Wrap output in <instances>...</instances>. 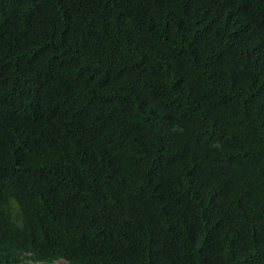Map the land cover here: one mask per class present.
Wrapping results in <instances>:
<instances>
[{
	"label": "trees",
	"instance_id": "1",
	"mask_svg": "<svg viewBox=\"0 0 264 264\" xmlns=\"http://www.w3.org/2000/svg\"><path fill=\"white\" fill-rule=\"evenodd\" d=\"M264 264V0H0V264Z\"/></svg>",
	"mask_w": 264,
	"mask_h": 264
},
{
	"label": "rangeland",
	"instance_id": "2",
	"mask_svg": "<svg viewBox=\"0 0 264 264\" xmlns=\"http://www.w3.org/2000/svg\"><path fill=\"white\" fill-rule=\"evenodd\" d=\"M31 264H34V263H31Z\"/></svg>",
	"mask_w": 264,
	"mask_h": 264
}]
</instances>
